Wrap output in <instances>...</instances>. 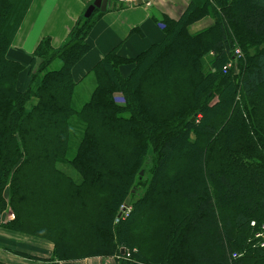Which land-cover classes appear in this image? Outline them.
I'll return each mask as SVG.
<instances>
[{
	"label": "trees",
	"instance_id": "obj_1",
	"mask_svg": "<svg viewBox=\"0 0 264 264\" xmlns=\"http://www.w3.org/2000/svg\"><path fill=\"white\" fill-rule=\"evenodd\" d=\"M33 1L0 0V215L16 217L5 228L52 241L47 213L38 221L34 211L46 184H62L92 201L87 257L264 264V248L250 244L264 225V0H176L175 17L156 19L160 44L134 59L115 50L79 81L101 11L59 48L44 39L25 66L9 53ZM91 74L94 90L77 106ZM62 256L55 248L44 261L87 258Z\"/></svg>",
	"mask_w": 264,
	"mask_h": 264
},
{
	"label": "crops",
	"instance_id": "obj_2",
	"mask_svg": "<svg viewBox=\"0 0 264 264\" xmlns=\"http://www.w3.org/2000/svg\"><path fill=\"white\" fill-rule=\"evenodd\" d=\"M94 1L34 0L9 53L11 59L28 66L31 56L46 38L51 39L55 48L61 47ZM108 1V10L97 16L90 34V53L74 68L76 81L87 76L115 50L124 58L134 59L152 46L160 44L164 36L156 19L159 20L166 14L176 16V0H154L151 6L124 4L119 0ZM208 25L207 21L202 30ZM2 234L1 238L5 237ZM3 243L0 241V244ZM4 257L5 255L0 254V261ZM12 261L15 262L14 259Z\"/></svg>",
	"mask_w": 264,
	"mask_h": 264
},
{
	"label": "rangeland",
	"instance_id": "obj_3",
	"mask_svg": "<svg viewBox=\"0 0 264 264\" xmlns=\"http://www.w3.org/2000/svg\"><path fill=\"white\" fill-rule=\"evenodd\" d=\"M157 1L161 0H156V2ZM206 25L207 21H204L194 26L192 30L193 32H197L202 30V28ZM230 61L231 59L224 66V71L225 68H234ZM56 67L59 68L60 63H57ZM94 87L95 82L91 74L77 89V106H82L88 102ZM256 100L260 103L261 107L264 105V87L261 89L260 94L256 97ZM37 185L41 190V181H38ZM42 190L44 191L43 200L37 205L38 208L34 212L36 213V218H39L38 221L42 220L43 215L47 213L45 217V225L47 230L51 233L53 240L50 241L47 239V242L45 239H37L31 236L8 231L5 226L7 227L8 223L16 221L15 214L8 210L0 215V218H3V223L0 227V235H3L2 233H4L5 236L2 238L0 236V241L4 242L3 244H0V254L5 255V257L2 258L3 262L9 264H51L44 260L52 257V253L55 248L57 250V254L64 255L62 257H69L72 253L79 257H87L84 255L85 251L92 243V236L90 235V230L86 225V221L89 216L87 208L91 206L92 201L84 195L80 198H75L68 193L66 186L62 184H59L57 187H55V184H46L45 188ZM36 225H39L44 229V231L46 230L43 225ZM35 230H37V228H35ZM8 248H17L16 250L24 252V254L37 257L39 261L27 260L21 257V255H14L5 251V249ZM78 251L79 253L76 254ZM244 253L245 252L240 253L239 250V253L237 254L242 255ZM123 256L124 255L120 258L113 257L116 259L87 257L79 259L80 261L77 260L78 262L75 259L70 258L67 262H62L61 264H123V261H125L123 260ZM13 259L15 262L12 261ZM52 264L56 263L54 262Z\"/></svg>",
	"mask_w": 264,
	"mask_h": 264
},
{
	"label": "built area",
	"instance_id": "obj_4",
	"mask_svg": "<svg viewBox=\"0 0 264 264\" xmlns=\"http://www.w3.org/2000/svg\"><path fill=\"white\" fill-rule=\"evenodd\" d=\"M139 1L140 0H120V2H122V3H135V2L137 3ZM144 1L147 2V5L151 4V0H144ZM225 71H227V68H225ZM121 211L123 212V214H125L127 211V207L123 206L121 208ZM126 216H128V215L126 214ZM2 223H3V218L1 217L0 218V227H1ZM251 227L256 228V223L252 222ZM250 244L253 245L254 248H257L259 245H260V247L264 248V225L262 226L261 229H259L258 231H255V234H254L253 238L251 239ZM130 257H131L130 255H127V258L130 259ZM234 257L238 258L239 255L234 254Z\"/></svg>",
	"mask_w": 264,
	"mask_h": 264
},
{
	"label": "water",
	"instance_id": "obj_5",
	"mask_svg": "<svg viewBox=\"0 0 264 264\" xmlns=\"http://www.w3.org/2000/svg\"><path fill=\"white\" fill-rule=\"evenodd\" d=\"M108 7H109V1L108 0H95L93 5H91L87 9L84 17H85V19H90L93 16V14L95 13L96 10H100L102 13H105L108 10ZM143 175H144V172L142 171L141 172V177H143ZM121 254L125 255V251L123 250L121 252Z\"/></svg>",
	"mask_w": 264,
	"mask_h": 264
}]
</instances>
